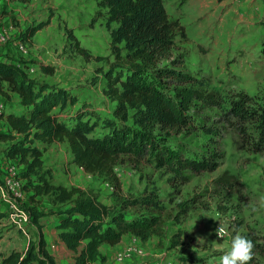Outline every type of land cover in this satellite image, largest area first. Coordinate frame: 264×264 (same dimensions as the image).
<instances>
[{
  "label": "rangeland",
  "instance_id": "obj_1",
  "mask_svg": "<svg viewBox=\"0 0 264 264\" xmlns=\"http://www.w3.org/2000/svg\"><path fill=\"white\" fill-rule=\"evenodd\" d=\"M99 1L0 0V28L8 35L7 41H0V60L25 68L38 81L72 90L79 97L72 113L83 103L101 115L110 113L114 104L103 92L105 80L98 69L108 68L114 57L105 9L99 7ZM165 1L171 18L178 19L186 31L185 37H176L172 57L182 55L180 67L208 78L209 89L219 92L223 100L199 104L192 110L190 128L171 134V153L187 159L175 176L145 163L135 169L128 161L119 163L116 172L122 196H142L155 189L163 200L162 235L152 236L151 243L175 264H208L209 259H219L230 249L235 233L254 229L264 244V141H260L254 121L244 126L246 134H240L237 119L229 114L230 100L237 92H248L253 105L262 98L264 4L262 0ZM49 17L50 24L22 50L19 42L24 29ZM68 29L89 57L74 49ZM97 56L103 58L97 60ZM40 64L53 66L54 73L44 72ZM5 103L7 109L19 111L16 95L11 94ZM40 146L45 149V167L51 169L54 183L79 187L101 202L114 203L113 185L73 163L67 142ZM2 160L0 156V164ZM61 208L49 196L36 201L28 196L14 199L0 184V209L5 212L0 220V261L1 254L12 249L27 251L41 234L50 238ZM128 211L136 213L135 208ZM220 222L228 227L222 238L217 235ZM176 233L180 241L174 246ZM199 238L204 240L202 245ZM214 243H222V247L214 248ZM144 247L147 252L149 248ZM56 261L72 264L74 257L66 254ZM255 261L264 264V252L257 253Z\"/></svg>",
  "mask_w": 264,
  "mask_h": 264
},
{
  "label": "trees",
  "instance_id": "obj_2",
  "mask_svg": "<svg viewBox=\"0 0 264 264\" xmlns=\"http://www.w3.org/2000/svg\"><path fill=\"white\" fill-rule=\"evenodd\" d=\"M98 4L105 9L114 57L108 68L98 69L105 80L103 92L114 104L110 113L101 115L85 103L72 113L79 102L72 90L38 81L25 68L0 60V97L6 101L14 94L22 107L20 111L6 109L1 115L7 121L0 129V153L6 158L2 164L18 165L31 200L49 196L55 206H62L55 228L58 239L73 252L72 264H91L102 244L115 245L128 233L143 241L162 235L165 205L158 192L152 189L142 196H122L116 167L128 161L139 169L145 163L175 176L187 159L171 153V134L190 128L192 110L199 104L223 100L219 92L209 89L208 78L180 67L182 55L172 57L176 37H185L186 31L178 19L171 18L165 0H100ZM50 21L49 17L28 25L21 33L22 42H31ZM68 36L74 49L89 57L71 29ZM40 66L44 72L54 73L53 66ZM253 104L248 92H237L230 100L229 114L237 119L240 134H246L244 126L254 121L260 141H264V91ZM54 142H67L73 163L113 185V204L101 202L79 187L53 182L40 143ZM130 208L136 213H129ZM3 217L5 212L0 209V220ZM242 234L254 242L248 264H257V253L264 252L261 237L254 229ZM173 238L174 246L178 245L179 233ZM1 256L0 264H57L42 234L27 251L12 249Z\"/></svg>",
  "mask_w": 264,
  "mask_h": 264
},
{
  "label": "crops",
  "instance_id": "obj_3",
  "mask_svg": "<svg viewBox=\"0 0 264 264\" xmlns=\"http://www.w3.org/2000/svg\"><path fill=\"white\" fill-rule=\"evenodd\" d=\"M18 102H19V98H18ZM21 109H22V107L19 104L18 110L20 111ZM8 111H14V110H13V108H9ZM3 121H4V124L6 126L7 121L5 119H3ZM0 156H4V155L2 153H0ZM3 159H4V161L3 160L2 161L6 162V158H3ZM3 171H5V168H4L3 164L1 163L0 164V181H2V179L4 178ZM59 217L60 216L57 217V221H58ZM57 234H58V231L54 227L53 234H50L51 237L50 238L47 236L45 237L49 250L55 255L56 258L63 259L66 254L68 256L72 257L73 252L70 251L60 239H58ZM140 242L149 248L147 250V255H145L142 258H139V260H137V261H135L136 260L135 259L132 261H128L127 263L126 262L119 263L116 261V255H117L119 250H121L122 248H124L128 244H134V243L138 244ZM151 242H152V240L143 241L140 238H138V237H136L130 233L125 234L123 236V239L115 245H110L107 243L102 244L99 248V256L95 260V264H157L158 262H160L162 260H167V259L172 258V257L171 258L168 257V255L165 254L163 249H161L160 247H157L156 245H154ZM150 243H151V245H149ZM52 244L56 245L57 249L52 248ZM18 250H21V249H18ZM58 251H60V253H58V255H57L56 253ZM69 262H71L70 258H69ZM178 264H188V263H186L185 261H181Z\"/></svg>",
  "mask_w": 264,
  "mask_h": 264
},
{
  "label": "built area",
  "instance_id": "obj_4",
  "mask_svg": "<svg viewBox=\"0 0 264 264\" xmlns=\"http://www.w3.org/2000/svg\"><path fill=\"white\" fill-rule=\"evenodd\" d=\"M6 33L7 31L4 30V28L0 29V41L8 40V35H6ZM19 47L22 50H25L26 43L20 41ZM6 109L7 107L4 98L0 97V127L2 128L5 127V124L3 119L1 118V115L6 112ZM4 168H5V171H3L4 178L2 179V181H0L2 187H6L8 194H10L14 199L26 197V191L23 188L24 180L19 174L20 168L15 167V165L12 164L11 162H7ZM227 234L228 232L225 234V236ZM217 235H218V229H217ZM138 244L135 243L129 244L124 248H122L120 251H118L116 255L117 260H119L120 262H128L135 260L137 258H142L141 256L147 254L146 248L141 242L139 245ZM52 248L57 249L56 245L54 244H52ZM157 264H175V262L171 259H167V260H162Z\"/></svg>",
  "mask_w": 264,
  "mask_h": 264
},
{
  "label": "clouds",
  "instance_id": "obj_5",
  "mask_svg": "<svg viewBox=\"0 0 264 264\" xmlns=\"http://www.w3.org/2000/svg\"><path fill=\"white\" fill-rule=\"evenodd\" d=\"M228 231L227 225L220 222L218 228V236L224 237ZM199 242L202 245L204 242L203 238H199ZM214 248L222 247L220 245L213 244ZM254 242L247 235L237 233L233 236L231 240V247L229 250L224 251L219 259L211 258L208 264H248L252 259L254 252Z\"/></svg>",
  "mask_w": 264,
  "mask_h": 264
}]
</instances>
